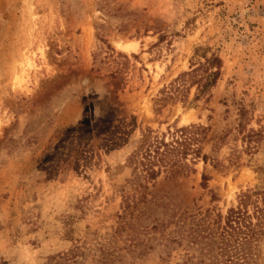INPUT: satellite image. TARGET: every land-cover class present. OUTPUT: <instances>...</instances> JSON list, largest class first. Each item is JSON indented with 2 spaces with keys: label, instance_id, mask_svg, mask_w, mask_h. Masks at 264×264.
Here are the masks:
<instances>
[{
  "label": "rangeland",
  "instance_id": "rangeland-1",
  "mask_svg": "<svg viewBox=\"0 0 264 264\" xmlns=\"http://www.w3.org/2000/svg\"><path fill=\"white\" fill-rule=\"evenodd\" d=\"M212 53L219 77L197 95L191 69ZM192 123L206 162L137 177L143 135ZM250 190L264 191V0H0V264H201L195 235Z\"/></svg>",
  "mask_w": 264,
  "mask_h": 264
},
{
  "label": "trees",
  "instance_id": "trees-1",
  "mask_svg": "<svg viewBox=\"0 0 264 264\" xmlns=\"http://www.w3.org/2000/svg\"><path fill=\"white\" fill-rule=\"evenodd\" d=\"M204 57L191 69L197 77L198 94H203L216 82L220 74L221 59L216 54ZM187 74V73H186ZM207 126L188 124L168 128L166 132L143 135L138 146L129 154V164L137 177L155 179L161 171L177 167L181 173L193 171L187 160L195 163L198 158L206 162L208 155L202 153L200 143L205 138ZM189 156V157H188ZM189 158V159H188ZM208 177L201 175L200 184L206 187ZM136 187L141 184L136 183ZM238 211L225 215L217 231H201L194 238L201 241L199 263L201 264H258L256 250L264 238V191L250 190L239 197Z\"/></svg>",
  "mask_w": 264,
  "mask_h": 264
},
{
  "label": "bare ground",
  "instance_id": "bare-ground-1",
  "mask_svg": "<svg viewBox=\"0 0 264 264\" xmlns=\"http://www.w3.org/2000/svg\"><path fill=\"white\" fill-rule=\"evenodd\" d=\"M113 43L116 45V47L119 50L126 52V53H129L136 48V42L134 40L114 39ZM28 60H29V58H28ZM27 65L31 66L32 64L30 62H27ZM15 78H16V83L20 84V79L18 78V76H16ZM189 118H190V116H189V114H187V115L183 116L180 121H181V123L184 124V123L188 122Z\"/></svg>",
  "mask_w": 264,
  "mask_h": 264
}]
</instances>
